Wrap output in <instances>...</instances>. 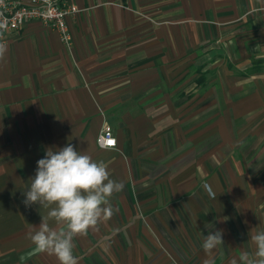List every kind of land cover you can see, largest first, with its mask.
I'll return each instance as SVG.
<instances>
[{
  "label": "crops",
  "instance_id": "1",
  "mask_svg": "<svg viewBox=\"0 0 264 264\" xmlns=\"http://www.w3.org/2000/svg\"><path fill=\"white\" fill-rule=\"evenodd\" d=\"M70 2L69 47L38 20L0 42L1 264H59L26 238L46 210L23 193L45 150L69 143L123 185L114 215L74 239L78 264H203L217 230L213 264L252 252L250 231L264 230V0ZM104 123L113 148L96 144ZM180 196L194 214H175Z\"/></svg>",
  "mask_w": 264,
  "mask_h": 264
},
{
  "label": "clouds",
  "instance_id": "2",
  "mask_svg": "<svg viewBox=\"0 0 264 264\" xmlns=\"http://www.w3.org/2000/svg\"><path fill=\"white\" fill-rule=\"evenodd\" d=\"M122 189V183L111 179L109 165L103 160L96 161L86 152L77 151L71 143L47 148L23 193L26 207L38 204L46 213L38 226L29 229L26 238L35 252L54 255L59 264H78L74 239L114 215L110 199ZM222 235V230H217L204 237L202 248L208 258L203 264H213L212 254L224 244ZM249 237L254 250L241 251L230 264H264V230L252 229Z\"/></svg>",
  "mask_w": 264,
  "mask_h": 264
},
{
  "label": "built area",
  "instance_id": "3",
  "mask_svg": "<svg viewBox=\"0 0 264 264\" xmlns=\"http://www.w3.org/2000/svg\"><path fill=\"white\" fill-rule=\"evenodd\" d=\"M79 12L70 0H0V42L7 33L16 31L28 20H38L43 25L57 31L62 43L71 45V33L67 18ZM114 141L109 144L108 141ZM96 144L101 148L116 146V138L111 126L104 123L96 136Z\"/></svg>",
  "mask_w": 264,
  "mask_h": 264
},
{
  "label": "rangeland",
  "instance_id": "4",
  "mask_svg": "<svg viewBox=\"0 0 264 264\" xmlns=\"http://www.w3.org/2000/svg\"><path fill=\"white\" fill-rule=\"evenodd\" d=\"M264 169H262V170H259V172L255 175V176H258V174H259V177L260 178H262V179H264V173H260L261 171H263ZM257 171V170H256ZM255 172V171H254ZM253 172V173H254ZM252 173V174H253ZM261 175V176H260ZM163 186V189L161 190V191H159V196L163 199H173V193L170 191V189H166L167 187L165 186V185H162ZM166 187V188H165ZM132 192V194H134L135 192L134 191H131ZM134 192V193H133ZM133 196V195H132ZM134 196H135V194H134ZM184 197H186L187 198V196H184ZM186 198H185V201H186ZM175 200H176V204H178V208H177V206L176 205H173V209H175L176 211H175V214H177V209H179L178 211H179V214L178 215H180V214H185L184 216H190V215H192V214H194L195 212L193 211V208L192 207H190V209L192 210V212H191V210H190V212H188L189 210L187 209V207H186V202H184V200H183V198H182V196H180V198L178 197V198H175ZM172 203V202H171ZM173 203L175 204V201H173ZM172 207V206H171ZM186 224V223H185ZM184 223L182 224L184 227L186 226ZM187 225H191V223H189L188 221H187ZM11 256H13L14 257V255H13V253H9ZM10 255H7V257L8 256H10ZM9 258V257H8ZM7 258V259H8ZM1 260H0V264H1Z\"/></svg>",
  "mask_w": 264,
  "mask_h": 264
},
{
  "label": "snow or ice",
  "instance_id": "5",
  "mask_svg": "<svg viewBox=\"0 0 264 264\" xmlns=\"http://www.w3.org/2000/svg\"><path fill=\"white\" fill-rule=\"evenodd\" d=\"M108 143H109V144H112V143H114V141H111V140H110V141H108Z\"/></svg>",
  "mask_w": 264,
  "mask_h": 264
}]
</instances>
